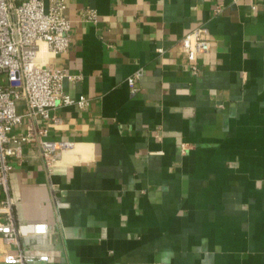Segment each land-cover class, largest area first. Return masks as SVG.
I'll return each instance as SVG.
<instances>
[{
	"label": "crops",
	"instance_id": "0c3cea01",
	"mask_svg": "<svg viewBox=\"0 0 264 264\" xmlns=\"http://www.w3.org/2000/svg\"><path fill=\"white\" fill-rule=\"evenodd\" d=\"M64 3L69 49L38 58L80 75L64 89L89 102L34 121L73 144L50 173L37 141L11 158L15 220L52 231L20 248L48 255L33 264H264V0ZM196 28L210 50L195 70L180 43Z\"/></svg>",
	"mask_w": 264,
	"mask_h": 264
},
{
	"label": "built area",
	"instance_id": "2783aa9c",
	"mask_svg": "<svg viewBox=\"0 0 264 264\" xmlns=\"http://www.w3.org/2000/svg\"><path fill=\"white\" fill-rule=\"evenodd\" d=\"M64 0H0V238L5 245H14L16 253L4 251L0 264H33L49 261L46 254H29L20 248L21 238L29 235L50 234L45 222L19 223L15 220V201L10 187L11 158L20 147L37 141L48 173L57 154L72 147L69 141L55 143L42 138L46 129H38L36 119L49 120L51 126L60 123L51 113L56 109L77 105L84 109L88 99L70 96L64 89L65 80H78L80 75H69L49 63H40V45L44 43L51 54L66 53L70 46V22L64 15ZM84 20L94 22L96 11L86 9ZM180 50L192 69L198 68L201 57L209 52L210 43L205 29L196 28L181 39ZM141 75L137 71L127 79L131 91ZM26 107L17 110L18 103ZM26 118L25 133L14 134L15 126Z\"/></svg>",
	"mask_w": 264,
	"mask_h": 264
},
{
	"label": "rangeland",
	"instance_id": "374dc122",
	"mask_svg": "<svg viewBox=\"0 0 264 264\" xmlns=\"http://www.w3.org/2000/svg\"><path fill=\"white\" fill-rule=\"evenodd\" d=\"M0 80H4V78L2 76H0Z\"/></svg>",
	"mask_w": 264,
	"mask_h": 264
}]
</instances>
